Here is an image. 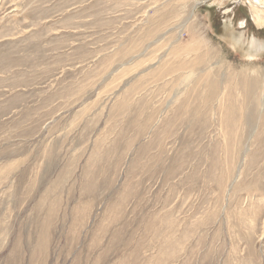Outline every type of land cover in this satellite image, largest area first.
<instances>
[{"label":"rangeland","instance_id":"obj_1","mask_svg":"<svg viewBox=\"0 0 264 264\" xmlns=\"http://www.w3.org/2000/svg\"><path fill=\"white\" fill-rule=\"evenodd\" d=\"M252 2L0 0V264H264Z\"/></svg>","mask_w":264,"mask_h":264},{"label":"bare ground","instance_id":"obj_2","mask_svg":"<svg viewBox=\"0 0 264 264\" xmlns=\"http://www.w3.org/2000/svg\"><path fill=\"white\" fill-rule=\"evenodd\" d=\"M253 1H254V3H253V2H252V3H253V4L256 3V5H257V4H262V2H263L264 0H253ZM263 4H264V3H263ZM255 7H256V6H255ZM257 7H258V6H257ZM260 7H264V6H260ZM260 7H259V8H260ZM251 8H252V7H251ZM252 9H253V8H252ZM252 9H251V11H252ZM258 10H259V9H257V11H258ZM263 10H264V9H263ZM254 11H255V10H253L252 12H254ZM257 11H256V12H257ZM260 12H261V10H260ZM263 14H264V13H263ZM251 16H253V13H252ZM262 16H263V15H262ZM254 17H256V19H258V21H256V19H255V22L260 23V22H259V20H260L259 18H261V15L259 16V15L256 13V15H255ZM254 17H253V19H254ZM262 18H263V17H262ZM261 21L263 22V20H261ZM257 23H256V24H257ZM263 24H264V22H263ZM261 25H262V23H261ZM257 27H258V26H257ZM230 31H231V30H230ZM230 33H231V32H230ZM227 34H229V33H227ZM231 34H232V33H231ZM233 37H234V38L236 39V41H238V42L242 40V35H240L239 33H238V34H237V33H234ZM229 39H230V38H229ZM230 40H231V39H230ZM256 42H257V41H254V40L251 41V43L249 44L250 46H248V48H249L248 51H249V52H250V51H253V52L256 51L257 49H255V48L258 47L259 45H260L259 47H261V48L264 47V44L259 43V42L256 43ZM255 46H256V47H255ZM247 54H248V53H247Z\"/></svg>","mask_w":264,"mask_h":264}]
</instances>
